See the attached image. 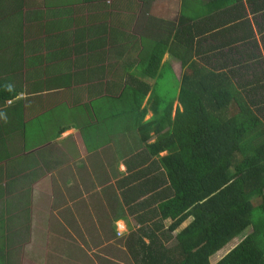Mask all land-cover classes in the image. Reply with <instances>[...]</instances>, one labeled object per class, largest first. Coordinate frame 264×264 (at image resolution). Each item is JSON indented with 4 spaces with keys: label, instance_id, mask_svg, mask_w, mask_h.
Here are the masks:
<instances>
[{
    "label": "trees",
    "instance_id": "16d2710c",
    "mask_svg": "<svg viewBox=\"0 0 264 264\" xmlns=\"http://www.w3.org/2000/svg\"><path fill=\"white\" fill-rule=\"evenodd\" d=\"M197 6L169 48L183 70L175 96L159 91L168 47L154 43L144 75H127L110 113H95L83 135H134L142 147L123 160L117 183L135 203V264H264V31L252 18L264 17V0ZM9 37L0 27V49L11 48ZM211 56L220 67L204 63ZM7 215L0 211V264L18 218ZM158 234L173 246L156 245Z\"/></svg>",
    "mask_w": 264,
    "mask_h": 264
},
{
    "label": "crops",
    "instance_id": "0c3cea01",
    "mask_svg": "<svg viewBox=\"0 0 264 264\" xmlns=\"http://www.w3.org/2000/svg\"><path fill=\"white\" fill-rule=\"evenodd\" d=\"M207 2L0 0L5 11L0 27L14 40L11 48L0 49V211L7 210L8 219L24 209L28 220L35 183L47 175L57 196L72 186L79 223L96 226L106 216L117 223L121 236H108L104 244L113 256L100 264L127 258L126 246L135 240L128 239L134 237L128 218L134 220L129 209L135 203L117 183L127 175L123 160L140 152L131 146L136 142L139 148V140L133 135L128 143L129 135L107 132L87 138L83 131L96 126L95 113H110L111 98L127 75H144L140 63L154 43L168 47L163 63L171 62L175 71L179 60L169 48L176 46L180 17L201 14L195 7ZM67 131L78 137L65 143ZM123 235L126 246H111Z\"/></svg>",
    "mask_w": 264,
    "mask_h": 264
},
{
    "label": "rangeland",
    "instance_id": "374dc122",
    "mask_svg": "<svg viewBox=\"0 0 264 264\" xmlns=\"http://www.w3.org/2000/svg\"><path fill=\"white\" fill-rule=\"evenodd\" d=\"M195 12H197V9H195ZM252 18L255 29H259L257 27L259 24L264 31V17L262 18L261 15L256 14ZM259 37L261 38L260 35ZM203 61L213 68L221 65V61L214 56L206 57ZM182 71L180 62H177L175 71L171 62L164 65L163 78L158 88L160 93L165 96V100L175 96ZM150 116L151 114H148L146 120ZM71 135L78 137L77 134L67 131L65 132V143L72 141ZM130 136L134 137L133 135ZM130 136H128V143H130ZM131 146L136 150L142 149L141 145L138 148L136 142H132ZM122 152L126 153L127 150H122ZM47 183V175H44L35 183L37 185L33 194L32 207L29 208L28 220L26 218L28 211L22 209L18 213V220L9 224L8 234L10 239L7 250L9 259L7 264H100L101 261L105 262L103 257L112 254H110L111 249H107L104 244L110 242V236L117 235V223H108L110 221L109 216L100 219L96 226L94 224L79 223L76 219L77 209L74 208L72 186L67 187V189L64 188V191L61 192L62 196L60 194V196H57L50 192V183ZM111 186L114 188V185ZM49 202L54 204L51 207H46V209L43 208ZM130 203L128 204L130 205ZM124 205L126 206V204ZM130 207L132 208V205ZM109 208L111 209L110 204ZM49 219L50 224H47ZM128 219L130 220L128 222L130 235L137 234L138 224L132 218L129 217ZM90 221L93 223V220ZM131 228H134V231L131 232ZM83 230L84 233L81 234ZM158 236V240L155 241L156 245L162 242L164 248L173 246V242L166 240L159 234ZM128 239H133V237L129 236ZM124 240H126L125 235L114 244L111 243V246L123 244ZM134 241L131 242L134 243ZM134 245L128 247L123 244V247H127L128 256L127 258L122 257L119 264H135L132 258ZM85 249L89 253H86ZM89 254L95 256V259L91 262ZM111 259L106 260L107 264H111V261H108Z\"/></svg>",
    "mask_w": 264,
    "mask_h": 264
},
{
    "label": "built area",
    "instance_id": "2783aa9c",
    "mask_svg": "<svg viewBox=\"0 0 264 264\" xmlns=\"http://www.w3.org/2000/svg\"><path fill=\"white\" fill-rule=\"evenodd\" d=\"M117 235H118V236H121V233H120V232H118V233H117Z\"/></svg>",
    "mask_w": 264,
    "mask_h": 264
}]
</instances>
